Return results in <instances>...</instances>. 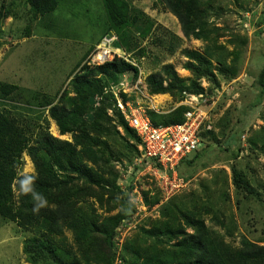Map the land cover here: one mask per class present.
Wrapping results in <instances>:
<instances>
[{"label":"rangeland","instance_id":"1","mask_svg":"<svg viewBox=\"0 0 264 264\" xmlns=\"http://www.w3.org/2000/svg\"><path fill=\"white\" fill-rule=\"evenodd\" d=\"M3 1L9 16L0 23V82L18 84L20 89L0 97V110L15 118L31 140L42 130L72 140L73 133L61 134L60 125L50 117L49 103L57 100L63 87L72 88L69 78L78 73L81 63L93 66L89 57L94 51L90 49L100 48L97 65L120 52L138 67L137 77L134 72H123L105 86L107 97L96 96L94 103L88 102L94 108L106 106L103 114L111 118L98 130L90 127L93 145L103 156L102 167L93 172L99 170L105 180L98 183L82 178L68 187L78 188L72 200L88 217L102 220L126 214L115 235L116 255L107 257V263L103 259L85 263L80 260L75 232L66 229L65 237L52 235L53 250L59 257L69 261L79 258L81 264H123L121 254L130 264L167 261L176 252V239L162 234L161 227L185 226L181 211L202 218L233 247L243 245L244 239L264 244V96L255 105L264 58V0H197L208 29L222 28L221 36L215 32L210 36H218V44L223 46L211 58L219 84L200 78L205 91L199 94L151 92L147 78L162 71L165 64H172L179 77L190 84L196 76L185 67L189 60L185 53H204L207 46H213L208 40L187 37L175 14L159 0H130V13L138 19L116 29L109 28L104 0H57L56 9L46 15L34 14L26 0ZM106 32L118 43L106 46L107 41L102 40ZM223 66L229 77L219 71ZM120 100L125 108L139 105L174 117L181 107L204 110L199 149L177 170L185 180L183 187L166 193L143 157L140 142L126 134L120 123ZM21 162L19 174H36L26 152ZM234 163L257 195L236 191ZM57 173L64 176L70 171L57 168ZM14 200L18 204L17 190ZM44 231L45 227L25 228L0 217V264H35L24 252L25 243ZM37 257V264H57L47 256Z\"/></svg>","mask_w":264,"mask_h":264},{"label":"trees","instance_id":"2","mask_svg":"<svg viewBox=\"0 0 264 264\" xmlns=\"http://www.w3.org/2000/svg\"><path fill=\"white\" fill-rule=\"evenodd\" d=\"M159 1L175 14L187 37L194 36L197 39L208 40L213 46H207L204 53L191 50L185 53L189 59L185 67L196 76L195 79H190V84H186L187 79L179 77L172 64H165L162 71L148 76L147 81L151 92L204 93L205 90L199 83L200 78L207 77L219 84L212 69L211 58L222 45L218 44V36L212 38L210 35L215 32L221 36L222 28L208 29L206 20L202 21V13L197 0ZM26 2L34 14L43 15L55 10L58 4L57 0H26ZM104 5L110 29L123 25L131 26L138 19L136 15L130 13V0H104ZM6 8L4 1L0 0V23L2 18L9 16V10ZM106 34L111 36L108 32L103 36ZM114 43H118V40L113 41V45ZM90 50L95 52L96 48ZM218 69L229 77L227 68L223 66ZM126 71L134 72L135 77L138 75V67L127 62L120 53H116L114 58L99 65L91 66L86 62L81 63L78 73L71 79L69 78L72 88L63 87L57 100L51 99V103L48 102L50 104L49 115L60 125V133L72 132V140L60 139L48 130L40 131L31 140L15 118L0 110V217L15 221L25 228L45 227L41 237L30 238L25 243L24 252L35 264L38 263L37 256H43L45 259L47 256L57 264H81L80 260L92 263L100 259L107 263L110 257L116 255L118 245L115 235L117 228L127 217L126 214L121 213L112 219L105 217L102 220L88 217L80 212L77 202L72 200V196L75 197L78 193V188L68 187L75 180L82 178L89 181L95 179L98 183L105 180L99 170L96 174L93 172L95 168L102 167L103 156L93 145L94 138L90 127L98 130L102 124L110 122L111 118L103 114L106 106L101 104L94 108V105H88V102L94 103L93 99L96 96L107 97L104 91L109 80H118L119 76ZM165 81L167 84H164ZM257 87L259 96L255 105L264 96V58L257 77ZM18 89H20L18 84L0 82V97H8ZM71 92L75 95L72 96ZM186 109L181 107L175 117L174 114L160 115L153 110H147V114L154 124L169 125L183 122L185 112L188 110ZM118 110L120 123L126 134L140 142L136 131L129 126L127 120H124L120 109ZM24 152L33 160L37 170L36 174H19L18 169ZM180 163L177 165V170ZM188 163H192V160ZM57 168L61 171H70V174L60 176ZM231 169L236 191L241 194L247 191L257 195V191L250 186L243 170L235 163L232 164ZM102 189H104L103 186ZM16 190L18 191V204L14 200ZM99 197L102 196L99 195ZM181 216L184 217L185 226L164 224L161 227L162 234L166 233L176 239V252L167 261H159V263L156 262L157 264H264V244L244 239L243 245L233 247L213 231L202 218L190 215L187 211H181ZM66 229H71L76 234L80 260L77 257L76 260L71 261L63 259L53 250L52 235L65 237ZM92 251H97V253L92 254ZM121 257L124 260L123 264H130L123 254Z\"/></svg>","mask_w":264,"mask_h":264},{"label":"built area","instance_id":"3","mask_svg":"<svg viewBox=\"0 0 264 264\" xmlns=\"http://www.w3.org/2000/svg\"><path fill=\"white\" fill-rule=\"evenodd\" d=\"M102 40L107 41L104 43L106 46H111L116 38L107 34ZM99 50V47L96 48V51L89 57L90 64L95 65L100 62L97 58ZM109 51L110 55L108 56H111L112 51L110 49ZM115 55L114 52L112 57ZM118 105L129 126L136 131L140 138L143 157L148 159L150 169L164 184L166 193H172L183 187L185 180L178 175L177 165L184 157L195 152L199 146L200 129L206 118L204 110L194 108L186 111L185 120L181 123L156 125L141 106L128 104V107L125 108L122 100Z\"/></svg>","mask_w":264,"mask_h":264},{"label":"clouds","instance_id":"4","mask_svg":"<svg viewBox=\"0 0 264 264\" xmlns=\"http://www.w3.org/2000/svg\"><path fill=\"white\" fill-rule=\"evenodd\" d=\"M96 51V50H95ZM94 53V52H93ZM34 210H37L38 211V209H34Z\"/></svg>","mask_w":264,"mask_h":264},{"label":"bare ground","instance_id":"5","mask_svg":"<svg viewBox=\"0 0 264 264\" xmlns=\"http://www.w3.org/2000/svg\"><path fill=\"white\" fill-rule=\"evenodd\" d=\"M102 56V55H101Z\"/></svg>","mask_w":264,"mask_h":264}]
</instances>
